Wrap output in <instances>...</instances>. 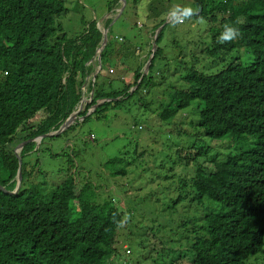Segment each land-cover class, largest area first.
Listing matches in <instances>:
<instances>
[{"label": "trees", "instance_id": "16d2710c", "mask_svg": "<svg viewBox=\"0 0 264 264\" xmlns=\"http://www.w3.org/2000/svg\"><path fill=\"white\" fill-rule=\"evenodd\" d=\"M192 1L199 8L192 19L203 17L205 24L201 46L221 57V68L207 73L192 67L178 77L174 72L170 78L177 85H172L166 82L168 62L154 69L155 57L162 54L156 46L145 74L139 61L132 78L117 85L107 76L97 80L96 73L88 84L91 98L78 114L81 122L100 118L108 108L130 106L134 98L149 112V125L169 137L156 150V138L147 136L143 149L135 145L131 154L119 151L103 162L109 177H123L132 168L135 176L140 169L148 180L146 193L123 197L128 200L124 212L112 192L101 196L85 177L76 181L70 175L72 161L56 172L67 174L49 184L43 180L47 174L24 158L35 146L33 138L57 129L78 103L89 73L85 63L101 40L94 20L67 35L57 20L65 11L63 0H0V185L7 191L16 184L14 148L29 139L19 151L16 192L0 189V264H115L116 236L128 217L146 230L136 245L149 238L147 253L132 259L134 264H154L157 258L162 264H264V0ZM116 3L107 1V11ZM160 15V8L153 11V30L163 21ZM226 24L241 35L219 43ZM118 46L129 53V45ZM110 54L106 41L100 64ZM159 97L165 100L156 101ZM193 131L218 141L223 154L211 155L210 144L183 151L171 140ZM44 137L49 136L38 144ZM191 165L190 176H176L178 168ZM150 169L155 173L148 176ZM169 179L174 195L161 198ZM176 252L179 257H173ZM183 253L190 262L181 261ZM117 264H127V258Z\"/></svg>", "mask_w": 264, "mask_h": 264}, {"label": "rangeland", "instance_id": "374dc122", "mask_svg": "<svg viewBox=\"0 0 264 264\" xmlns=\"http://www.w3.org/2000/svg\"><path fill=\"white\" fill-rule=\"evenodd\" d=\"M107 1L109 0H63L65 11L57 18L62 26V30L67 35H72L74 34L73 32L77 33L82 29L83 23L86 27L89 22L94 20L95 27H98L97 22L100 18L105 13L109 14V18L105 22L102 21L101 24L107 30V41L111 45V54L97 69L96 73H100L97 75V80L103 75L111 79L113 85H117L119 81L122 83L126 78L131 79V70L136 66V62L138 61L142 64L141 70H143V66L151 54V40L154 33L151 27V24H153V11L156 12L159 8L163 13V16L160 15L163 19L161 23L163 24L161 27L163 29L162 37L155 44V47L159 46L162 54H158L155 57L154 69H159L168 62V71L165 73L166 82L177 85L173 82L175 78H170L172 74L175 72L174 74L177 77L180 74L185 75L192 67L194 70L201 71L204 67L207 73L221 68L223 64L221 57L212 56L209 52H205L204 47L201 46L203 39L200 34L202 32L206 34L204 30H201L205 25L204 22L190 19L183 24L173 26L171 22L165 21L167 11L175 5L192 6L194 8L195 6L192 0H131V4L129 0H124V6L121 9L122 12H119V7L122 3L121 0H117L116 5L111 8L116 7L117 9H110L109 11H107ZM152 7H155V9H152ZM135 8L137 9L134 11ZM145 15L148 18L146 20L144 19ZM113 37H120L122 39L114 40ZM189 41L194 43V48L189 44ZM118 44L129 45L134 51L132 52L129 48V53H125V49L118 46ZM139 47L140 49H138ZM148 49L150 53H147ZM134 54H137V57L133 56ZM156 58L158 59L156 60ZM87 64L85 63V65ZM96 65L97 62L94 65H89V73L84 77V88L82 86L79 88V100L84 96L86 89L84 102L80 104L78 101L73 110L79 108V111H81L88 99L91 98L92 89H88L85 86L88 77L91 80V74L96 70ZM158 99L165 100V98L159 97L156 101ZM129 102L131 104L130 106L128 103L121 109L108 108L100 118H96L93 115L83 122H81L80 118L82 116H78L79 111H77L76 117L74 116L71 120L69 119V125L59 132L58 136L44 137L41 144H38L41 138L37 137L34 140L35 146L24 158L30 161L37 171L43 170L47 174L43 180L48 181L49 184L59 181L63 175H66L67 173L61 171L56 172L64 166L67 160L72 161L75 168H71L73 174L70 175L76 181L81 177H85L86 180H90L92 185H94L95 193L101 196H105L107 192H112L115 205L126 212L128 200L123 199V197L132 195L133 192L142 195L146 193L150 188L148 180L140 169H135V176L131 170L132 168L128 169L127 174L123 177H109L107 171L104 169L103 162L119 151H128L131 154L135 149V145H137L138 149L141 147L143 149L147 142L143 138L147 136L156 138V150L160 149L157 146L160 141H165V139L169 138L166 136L167 133L157 125H149V112L147 113L143 106H138L136 99L132 98ZM151 108L149 107L148 109ZM92 109L93 105L87 109L86 113L91 112ZM188 111H190V107L187 109ZM182 115L186 116V114ZM171 140L176 143L178 148L183 149V151L187 150L188 147L192 149L200 144H210L212 146L211 155L215 156V158H218L225 150L224 147H219L218 141L207 139L203 135L196 134L195 131H193L190 137L185 136L181 138L180 136L171 138ZM191 152L194 151L191 150ZM157 156L156 162L161 158L159 153ZM194 168V165H191L190 168L180 167L178 168L176 176L178 177L181 173L183 176H190ZM154 173L155 170L150 169L148 176ZM170 180L166 181V188L159 194L161 198L174 195V183L169 185ZM48 187L45 182L44 191H47ZM124 212L123 217L127 215ZM128 221L129 217L127 221H123L122 228L116 236V248L119 255L115 259V264L123 262L126 258L127 264H134L132 259L141 254V252L143 254L147 253L149 238L143 240L141 247L136 245V240L144 236L146 232L145 228L135 226L134 220L131 222ZM143 223L145 224L146 222H138L137 225L140 226ZM128 240L130 241L131 248L128 246ZM182 241H176V244ZM176 255L177 257L180 256L176 252L173 257ZM182 255L181 261L190 262L187 253H183ZM146 261L143 260L141 263ZM153 262L154 264H162L159 258L153 260Z\"/></svg>", "mask_w": 264, "mask_h": 264}, {"label": "clouds", "instance_id": "9594fccd", "mask_svg": "<svg viewBox=\"0 0 264 264\" xmlns=\"http://www.w3.org/2000/svg\"><path fill=\"white\" fill-rule=\"evenodd\" d=\"M199 14V8H193L192 6H181V5H175L173 6L171 9H169V11H167L166 15H165V21L166 22H171L173 24V26H175L176 24H183L185 21L190 20L194 17H197ZM201 22L203 21V17L199 18ZM240 21H237V23H239ZM98 30L99 28L96 27ZM104 28V27H103ZM155 30V29H154ZM241 33L239 31V29L231 26V25H224L223 30L221 31L219 37H218V42L219 43H226V42H231L235 39H238L240 37ZM115 39H117L116 37H114ZM122 39V38H121ZM121 39H117V40H121ZM152 41V40H151ZM98 48V47H97ZM96 55L93 54V56L91 58H93L96 61ZM101 65V64H100ZM110 72V71H109ZM94 76L95 74L92 76V80H91V84L94 81ZM84 83V82H83ZM83 86V84L81 85ZM89 100V99H88ZM100 101V100H99ZM80 103V100H79ZM81 104V103H80ZM76 106V105H75ZM84 108V107H83ZM82 108V109H83ZM79 111V110H77ZM77 111H75V109L71 110V112H74L73 114L76 117V113ZM70 112V113H71ZM80 112V111H79ZM69 113V114H70ZM89 113V112H88ZM68 117V116H67ZM66 117V118H67ZM82 119V117H80ZM65 120V119H64ZM63 120V121H64ZM62 121V122H63ZM61 122V123H62ZM60 123V124H61ZM59 127V126H58ZM56 130V129H55ZM55 130H52L50 132H53ZM37 138V137H36ZM36 138H33V140H36ZM15 188V187H14Z\"/></svg>", "mask_w": 264, "mask_h": 264}, {"label": "water", "instance_id": "95a60500", "mask_svg": "<svg viewBox=\"0 0 264 264\" xmlns=\"http://www.w3.org/2000/svg\"><path fill=\"white\" fill-rule=\"evenodd\" d=\"M121 6L119 7V12L121 11L122 7L124 6V0H121ZM163 26V24L161 25H158L155 30H154V33H153V38H152V41H151V54L150 56L147 58L144 66H143V70H142V74L146 73L147 72V69H148V65H149V62H150V58L152 56V53L155 49V42H154V39L157 35V33L160 31L161 27ZM106 43V36H105V32H101V40H100V43H99V46L98 48H96L94 54L96 55V61H97V65H96V70L93 72V75L96 74V71L97 69L100 67V51L101 49L103 48V46L105 45ZM102 101V100H100ZM100 101H97L94 105H93V108L100 102ZM74 112H71L67 118H65V120L59 125V127L53 131V132H47V133H44L42 135H39L38 137L41 138L43 136H50V135H56L58 134L59 132H61L62 130H64L68 125H69V119H72L75 115L73 114ZM88 113H85V115H87ZM29 141V139H26V140H23L21 142H19L15 148H14V153L15 155L17 156L18 158V167H17V172H16V184H15V188L13 190H10V191H7L3 188V186L0 185V189L3 191V192H7V193H15L18 186H19V182H20V179H21V175H20V160H19V151L20 149L22 148L23 144L25 142Z\"/></svg>", "mask_w": 264, "mask_h": 264}, {"label": "crops", "instance_id": "0c3cea01", "mask_svg": "<svg viewBox=\"0 0 264 264\" xmlns=\"http://www.w3.org/2000/svg\"><path fill=\"white\" fill-rule=\"evenodd\" d=\"M114 9V8H113ZM113 9H111V10H113ZM109 18V14L108 13H105L104 15H103V17L102 18H100V20L97 22V25H98V27L100 28L101 26H102V24H101V22L102 21H104L105 22V20H107ZM94 59L93 58H91L87 63L88 64H92V61H93ZM95 64V63H94ZM94 64H92V65H94ZM92 76H93V73L91 74V79H92ZM90 81V83H91V80H89ZM89 81H88V84H89ZM88 88V87H87Z\"/></svg>", "mask_w": 264, "mask_h": 264}, {"label": "bare ground", "instance_id": "6f19581e", "mask_svg": "<svg viewBox=\"0 0 264 264\" xmlns=\"http://www.w3.org/2000/svg\"><path fill=\"white\" fill-rule=\"evenodd\" d=\"M115 9H117L116 7L114 8V10ZM102 27V26H101ZM102 32L104 33L105 32V36H106V41H107V30H105L104 28L102 29ZM100 43V42H99ZM95 63V60H93L92 61V64H94ZM85 81V80H84ZM87 81V83H86V88L88 87V81H89V77H88V79L86 80ZM85 83V82H84ZM83 88H84V86H83ZM85 94H86V89H85V92H84V96H85ZM84 96H82L81 98H80V103L82 104L83 102H84ZM77 110H79V108H76L75 109V111H77ZM71 120V119H70Z\"/></svg>", "mask_w": 264, "mask_h": 264}, {"label": "built area", "instance_id": "2783aa9c", "mask_svg": "<svg viewBox=\"0 0 264 264\" xmlns=\"http://www.w3.org/2000/svg\"><path fill=\"white\" fill-rule=\"evenodd\" d=\"M101 28L103 29V26L99 28V31L101 32ZM117 39H121L120 37H116ZM92 80V79H91Z\"/></svg>", "mask_w": 264, "mask_h": 264}]
</instances>
